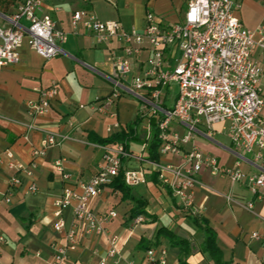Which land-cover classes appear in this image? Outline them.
<instances>
[{
	"label": "crops",
	"instance_id": "0c3cea01",
	"mask_svg": "<svg viewBox=\"0 0 264 264\" xmlns=\"http://www.w3.org/2000/svg\"><path fill=\"white\" fill-rule=\"evenodd\" d=\"M233 1L237 5L236 15L247 28L264 26V0ZM187 2L45 0L44 9L53 14L56 27L65 31H70L72 14L79 10L93 13L103 21L118 20L127 30H142L148 12L161 13L166 24L182 20ZM16 4L17 0H2L0 10L10 14ZM4 22L0 17V24ZM61 47V54L46 59L24 44L19 50L20 61L5 67L0 75V154L10 150L17 159L28 164L32 172L31 175L24 171L18 173L23 187L17 190L12 203H0V264H50L56 247L65 243V232L74 225L77 227L78 247L69 253L68 264H99L112 247L120 254L116 258L109 257L108 264H147V249L150 247L165 249L167 264H182V261L216 264L209 253L201 250L204 234L193 222L195 215L206 218L217 232L225 262L264 264V203L255 199L246 185L213 175L203 168L195 175L193 200L196 213L182 208L171 190L158 182L146 156V142H132L128 149L130 155L122 160L123 170L142 168L145 171L147 182L132 187L133 196L145 202L147 220L144 223L133 224L130 216L135 203L122 200L121 192L110 185L91 200V208L96 212L113 209L118 212V217L107 224V233H87L83 223H76L71 208L62 214L65 229L62 232L54 229L58 219L54 202L64 186L54 170V161L60 157L65 160V169L73 177L71 185L88 180L97 174L104 154V146L91 142L89 133L109 137L133 123L144 110L143 103L130 92H122L118 98L113 96L114 65L109 59L124 54L116 39L97 43L90 32L81 29L79 34H70ZM255 55L264 62V53L258 51ZM147 56L148 52L144 51L132 59L131 75L142 69ZM129 80L125 82L127 86ZM54 81L59 85V96L52 110L31 117L27 112V101L38 100L39 91ZM262 83L264 86V79ZM144 120L149 138L151 126L147 117ZM24 123H32L34 128L28 131ZM108 127H112V131H108ZM170 129L180 135L186 132V126L176 120ZM217 130L212 137L203 131H195L191 141L183 145L184 151L195 146L216 156L224 166L234 165L239 152L220 126ZM46 131L69 134L71 138L61 147H52L43 157L35 158L32 150L42 147ZM241 154L248 158V155ZM160 160L174 164L182 162L181 158L170 154L160 155ZM33 161L35 166L31 165ZM242 168L246 172L259 171L246 159L242 160ZM14 174L5 158L0 163V190H8ZM31 181L38 185L36 193L25 192ZM251 201L253 209L247 206ZM162 227L186 243L174 244L175 240L171 241L164 232L158 233ZM254 232L260 237H252Z\"/></svg>",
	"mask_w": 264,
	"mask_h": 264
},
{
	"label": "built area",
	"instance_id": "2783aa9c",
	"mask_svg": "<svg viewBox=\"0 0 264 264\" xmlns=\"http://www.w3.org/2000/svg\"><path fill=\"white\" fill-rule=\"evenodd\" d=\"M2 0H0L1 2ZM45 0H17L15 10L7 14L0 10L4 23L0 24V75L2 70L20 61V48L27 44L42 57L49 59L63 52L61 44L70 34H79L81 29L90 32L97 43H108L116 39L123 49L122 56L110 57L114 65L113 96L130 92L144 105L141 113L147 119L160 117V155H172L182 159L179 164L152 161L158 182L171 190L178 204L193 213L196 207L193 190L195 175L203 168L211 174L224 176L232 182L246 185L253 197L264 203V62L256 53H264V26L247 28L236 15L237 5L233 0H188L183 19L166 24L153 12H148L142 30H127L118 20L103 21L87 11L72 14L70 31L56 27L53 14L44 9ZM144 51L142 69L132 73V59ZM130 78V84L126 81ZM176 84L178 93L174 105L167 106L170 86ZM38 100L27 101V112L31 117L49 113L59 96V85L54 81L41 89ZM84 106V105H81ZM186 126L180 135L171 131L173 121ZM28 131L32 123H24ZM117 126V125H116ZM220 126L236 149L238 159L232 166H224L214 155L206 154L193 146L184 151L195 131H203L209 137ZM108 127V131H112ZM71 136L65 133L46 131L41 148H33L35 158L43 157L52 147H61ZM146 147V144L144 145ZM97 174L88 180L71 185L72 175L65 169V160L54 161V170L64 183L61 195L54 202V224L57 232H62L66 223L62 217L71 208L76 223H83L86 232L99 235L107 233V224L118 217L113 209L96 212L91 208V200L99 196L103 189L112 185L121 171L125 183L134 187L147 182L142 168L123 170L122 160L130 155L123 144L106 145ZM244 153L248 158H243ZM15 171L10 178L9 188L0 190V203H12L14 196L24 183L18 173L31 175L28 164L17 159L10 150L0 154V163ZM258 167V172H246L242 160ZM35 166V161L32 162ZM38 185L31 181L26 193H36ZM250 209L253 202H248ZM133 224L144 223L147 218L140 214L133 218ZM252 237L259 238L258 232ZM115 237L112 238L114 246ZM78 247L77 227L65 232V243L56 247L50 264H68L69 253ZM120 251L112 247L107 257L99 264H108V258H116ZM147 264H167V251L155 247L147 249ZM117 263V262H116Z\"/></svg>",
	"mask_w": 264,
	"mask_h": 264
},
{
	"label": "trees",
	"instance_id": "16d2710c",
	"mask_svg": "<svg viewBox=\"0 0 264 264\" xmlns=\"http://www.w3.org/2000/svg\"><path fill=\"white\" fill-rule=\"evenodd\" d=\"M160 117L149 118V124L151 126L150 137L147 138V129L144 127L145 120L144 116L141 114L133 123L126 125L124 129L119 132L113 133L109 137H99L93 133H89L88 139L98 145L106 146L113 144H123L128 150L129 145L132 142L135 143H147L145 149L147 159L152 161H160L159 149L162 144L160 139V128H159ZM114 190L121 192L122 200H131L135 203L134 207L131 209V218H135L140 214H146L144 210L145 202L138 199L132 194V187L128 186L124 180V172L121 171L119 175L115 178L111 185ZM193 222L196 224L198 229L204 234V241L201 246L203 252L209 253L211 258L216 264H228L224 261L223 252L218 244V235L215 229L210 225L209 221L198 215L192 217ZM159 232H164L171 241L175 240L174 244L186 243L182 239H177L175 235L171 232L165 230L163 227L158 230ZM182 264H188L182 261Z\"/></svg>",
	"mask_w": 264,
	"mask_h": 264
},
{
	"label": "rangeland",
	"instance_id": "374dc122",
	"mask_svg": "<svg viewBox=\"0 0 264 264\" xmlns=\"http://www.w3.org/2000/svg\"><path fill=\"white\" fill-rule=\"evenodd\" d=\"M185 11H186V7H184V12ZM154 13L156 15H158L159 17L164 18V16L161 13H158V12H155V11H154ZM177 93H178V86L176 84H172L170 86V91H169L168 98H167V106L168 107H172L174 105Z\"/></svg>",
	"mask_w": 264,
	"mask_h": 264
}]
</instances>
